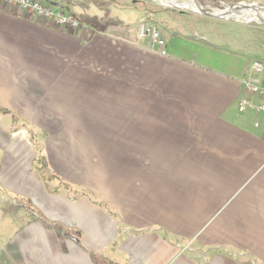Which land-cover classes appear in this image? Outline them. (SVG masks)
I'll use <instances>...</instances> for the list:
<instances>
[{
    "label": "crops",
    "instance_id": "1",
    "mask_svg": "<svg viewBox=\"0 0 264 264\" xmlns=\"http://www.w3.org/2000/svg\"><path fill=\"white\" fill-rule=\"evenodd\" d=\"M139 27L73 31L0 4V110L37 121L54 137L40 167L90 193L47 192L15 134L4 162L23 170L2 180L21 193L6 212L19 225L0 264H264V118L237 109L251 62L195 32L162 57Z\"/></svg>",
    "mask_w": 264,
    "mask_h": 264
},
{
    "label": "rangeland",
    "instance_id": "2",
    "mask_svg": "<svg viewBox=\"0 0 264 264\" xmlns=\"http://www.w3.org/2000/svg\"><path fill=\"white\" fill-rule=\"evenodd\" d=\"M174 4H189L188 0H169ZM205 10L210 13H217L227 5L244 2L264 5V0H197ZM168 0H80L77 1L78 7L68 8L70 14L74 15L79 21L93 25L96 29L109 32L111 29L137 26L154 21L158 27L164 31L163 38L167 43H172L176 39L182 38V34L195 32L204 36L216 44V49L220 50L229 59L246 60L260 62L264 65V27L246 11L238 12L230 19L216 20L191 12H181L180 10L168 7ZM46 6H50L43 2ZM73 3V1H71ZM51 7V6H50ZM65 9H62L64 11ZM65 12V11H64ZM264 19V13L260 14ZM184 37V36H183ZM3 114L10 118L2 119ZM6 123V124H5ZM37 121H28L20 119L18 114L7 113L0 110V248L4 247L6 238L16 229L19 222L14 221L6 212L11 203L21 200V193L15 189L17 185H5L2 178L20 174L17 167H6L5 162L9 154L3 147L12 143L13 145L23 144L19 134L21 131L28 135V144L31 146V152L34 154V163L30 169V174L37 179H41L45 190L50 192L55 189L59 194H76L80 198L81 194H90L84 187H74L69 185V191L64 185L59 184L55 169L47 162V168H41V158L46 157L44 146L47 140L53 142L52 136L44 135V130ZM84 138V137H81ZM21 156L23 152L15 153ZM38 157V158H37ZM101 153H89L88 162H99ZM100 163V162H99ZM94 166V165H93ZM96 167V166H94ZM107 170V169H106ZM102 168H88V175L100 177ZM77 178H81L76 175ZM55 179H54V178ZM189 241L190 253H193L190 246L196 242V237Z\"/></svg>",
    "mask_w": 264,
    "mask_h": 264
},
{
    "label": "built area",
    "instance_id": "3",
    "mask_svg": "<svg viewBox=\"0 0 264 264\" xmlns=\"http://www.w3.org/2000/svg\"><path fill=\"white\" fill-rule=\"evenodd\" d=\"M0 4L6 9H15L21 14L33 15L41 22L49 23L53 27L67 28L73 31L80 27V23L74 15L61 9L46 6L40 0H0ZM138 38L147 41V48L150 52L162 57L167 55V43L155 25L149 23L141 24ZM263 80L264 65L258 61L252 62L247 75L242 80L245 95L238 101L237 109L239 113H252L254 115H262L264 118ZM254 98L258 99V102H254L252 100ZM255 127H259V124H255ZM187 248L188 246L185 247V249Z\"/></svg>",
    "mask_w": 264,
    "mask_h": 264
},
{
    "label": "water",
    "instance_id": "4",
    "mask_svg": "<svg viewBox=\"0 0 264 264\" xmlns=\"http://www.w3.org/2000/svg\"><path fill=\"white\" fill-rule=\"evenodd\" d=\"M189 4H185V6H178L171 1L168 0L167 6L173 9L180 10L181 12H191L195 15H200L203 17L222 20V19H230L231 16L235 15L238 12L246 11L253 15L250 20L256 19L258 23L264 27V19L260 16V14L264 13V5H259L256 3H244L238 2L227 5L221 11L217 13H210L205 10V7L202 6L197 0H188Z\"/></svg>",
    "mask_w": 264,
    "mask_h": 264
},
{
    "label": "trees",
    "instance_id": "5",
    "mask_svg": "<svg viewBox=\"0 0 264 264\" xmlns=\"http://www.w3.org/2000/svg\"><path fill=\"white\" fill-rule=\"evenodd\" d=\"M40 1L45 2L46 4L49 5L48 0H40ZM67 10H68V9H67ZM64 11H65L66 13H69L68 11H66V9H65ZM263 82H264V80H263Z\"/></svg>",
    "mask_w": 264,
    "mask_h": 264
},
{
    "label": "bare ground",
    "instance_id": "6",
    "mask_svg": "<svg viewBox=\"0 0 264 264\" xmlns=\"http://www.w3.org/2000/svg\"><path fill=\"white\" fill-rule=\"evenodd\" d=\"M172 3H173V2H172ZM176 5H178V4H176ZM178 6H180V7H181V6H185V4H179Z\"/></svg>",
    "mask_w": 264,
    "mask_h": 264
}]
</instances>
